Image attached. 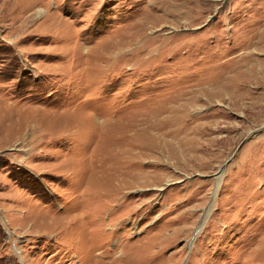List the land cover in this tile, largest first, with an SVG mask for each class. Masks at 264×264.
<instances>
[{
    "label": "rangeland",
    "instance_id": "1",
    "mask_svg": "<svg viewBox=\"0 0 264 264\" xmlns=\"http://www.w3.org/2000/svg\"><path fill=\"white\" fill-rule=\"evenodd\" d=\"M111 254L264 264V0H0V264Z\"/></svg>",
    "mask_w": 264,
    "mask_h": 264
},
{
    "label": "bare ground",
    "instance_id": "2",
    "mask_svg": "<svg viewBox=\"0 0 264 264\" xmlns=\"http://www.w3.org/2000/svg\"><path fill=\"white\" fill-rule=\"evenodd\" d=\"M106 252V251H105ZM123 253V252H122ZM99 255L103 256L104 255V251L101 253L99 252L98 253ZM121 254V253H120ZM111 261L110 262H107L106 264H111L112 262H116L117 264H125V262L123 261L122 259V256H120L119 258L118 257H114L112 254H111Z\"/></svg>",
    "mask_w": 264,
    "mask_h": 264
},
{
    "label": "water",
    "instance_id": "3",
    "mask_svg": "<svg viewBox=\"0 0 264 264\" xmlns=\"http://www.w3.org/2000/svg\"><path fill=\"white\" fill-rule=\"evenodd\" d=\"M222 168V167H221ZM222 170V169H221ZM199 231V228H197L194 233H193V236H192V239L194 238V236L197 234V232ZM191 243H192V240L190 241V246H191Z\"/></svg>",
    "mask_w": 264,
    "mask_h": 264
}]
</instances>
